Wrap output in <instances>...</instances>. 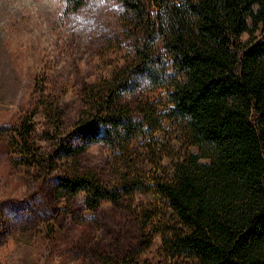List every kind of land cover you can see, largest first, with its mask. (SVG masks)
Segmentation results:
<instances>
[{
	"label": "trees",
	"instance_id": "obj_1",
	"mask_svg": "<svg viewBox=\"0 0 264 264\" xmlns=\"http://www.w3.org/2000/svg\"><path fill=\"white\" fill-rule=\"evenodd\" d=\"M115 1L130 51L82 87L77 143L51 136L45 151L24 115L9 140L17 160L45 179L102 143L115 184L73 157L56 199L83 193L93 213L127 202L138 251L159 238L156 264H264V0ZM138 262L131 250L113 264Z\"/></svg>",
	"mask_w": 264,
	"mask_h": 264
},
{
	"label": "rangeland",
	"instance_id": "obj_2",
	"mask_svg": "<svg viewBox=\"0 0 264 264\" xmlns=\"http://www.w3.org/2000/svg\"><path fill=\"white\" fill-rule=\"evenodd\" d=\"M119 12L115 0H83L75 9L65 0H0V264H113L131 250L138 264L159 260L158 237L138 251V222L127 202L105 200L93 213L83 193L71 202L55 198L73 157L113 186L108 147L92 143L65 163L55 161L41 179L9 143L18 140L13 129L24 115L45 151L51 136L77 143L73 122L82 87L109 77L130 51L128 43L116 42Z\"/></svg>",
	"mask_w": 264,
	"mask_h": 264
}]
</instances>
